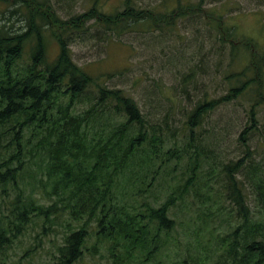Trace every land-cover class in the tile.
<instances>
[{"label":"trees","instance_id":"16d2710c","mask_svg":"<svg viewBox=\"0 0 264 264\" xmlns=\"http://www.w3.org/2000/svg\"><path fill=\"white\" fill-rule=\"evenodd\" d=\"M99 3L94 0L86 12L65 20L46 2L0 0L16 6L27 24L23 32L13 34L0 27V253L33 225L41 223L45 232L64 221L68 231L57 246V264H80L86 252L94 256L100 249L109 254L111 264L157 262L178 232L174 209L194 188L201 163L212 159L208 156L213 148L205 142L201 126L211 112L246 98L249 121L239 136L241 153L221 163L225 200L240 223L216 236L212 252L221 264H264V167L255 161L251 145L260 132L259 111L264 108V48L259 50L252 37H239L235 26L228 28L223 16L209 14L201 4L187 7L177 0L172 12L162 14L133 0H123L113 13L103 12ZM199 12L219 31L222 50L230 45L232 60H239L242 68L224 75L230 84L226 94L199 102L187 116L185 152L171 150L169 158L160 160L173 130L151 126L124 89L107 88L99 76L78 65L69 37L72 31L87 33L89 28L98 41L135 28L173 29L177 19ZM46 31L58 44L52 60ZM84 98L89 107L77 113ZM184 158L193 166L164 202L155 206L145 200L135 206L119 198L121 177L126 178L125 188H133L143 174L150 186L159 180L158 169L166 172L169 161ZM238 175L251 184L261 220L253 219L250 196ZM90 238H95L91 248ZM209 259L195 253L178 264H210Z\"/></svg>","mask_w":264,"mask_h":264},{"label":"rangeland","instance_id":"374dc122","mask_svg":"<svg viewBox=\"0 0 264 264\" xmlns=\"http://www.w3.org/2000/svg\"><path fill=\"white\" fill-rule=\"evenodd\" d=\"M38 1L51 5L56 14L65 20L86 12L94 2ZM133 1L141 8L154 9L162 14L170 13L177 7V0ZM99 2L106 13H113L123 4V0ZM199 4L209 14L223 16L226 26H235L239 37L255 39L259 45L257 48L263 51L264 0H181V5L187 7ZM15 10L16 6L0 4V27L10 34L23 32L27 25L23 15ZM204 15L199 12L181 17L176 20L173 29L163 27L146 31V28H135L120 37L111 34L112 38L108 36L104 41L93 39L91 28L87 33L72 31L69 37L68 43L78 65L93 76H99V82L107 88L124 89L137 101L151 126L161 125L164 132L173 130L160 153V160L169 158L166 153L171 150L185 152V145L189 143L183 135L187 116L199 102L226 94L230 84L224 80V75L242 68L239 60H232L230 45H225L222 50L219 31L207 25ZM46 32L48 55L52 60L59 50L58 44L50 32ZM84 99V103L77 105V113L88 109L89 102ZM245 99L222 106L207 117L201 128L205 142L213 148V153L208 156L212 159L201 163L194 188L173 211V217L179 224L178 232L172 234V244L157 262L141 263L136 259L135 264H178L185 256L195 253L201 257L210 256V264H221V258L212 252L217 247L216 236L228 233L240 223L235 209L225 200V177L221 163L238 159L241 153L242 145L238 140L249 121V105ZM258 121L260 132L252 138L251 145L255 150V161L264 167V108L259 111ZM165 122H168V127ZM166 165L167 171L158 169L159 180L153 181L150 186H147L149 179H144L143 174L133 188H125L126 178L121 177L117 188L119 198L135 206L145 200L155 206L164 202L173 187L187 179L193 166L188 158L174 159ZM238 177L244 182L245 193L250 196L253 219L261 220L260 206L252 194L251 184L246 177ZM165 179L172 186L166 184ZM221 207L225 208L222 210ZM64 225L61 221L45 232L41 223L33 225L11 248L0 253V264H57V246L62 244L68 231ZM94 243L95 238H90L89 247ZM93 253L86 252L85 261L80 264H111L105 249H100L94 256Z\"/></svg>","mask_w":264,"mask_h":264}]
</instances>
